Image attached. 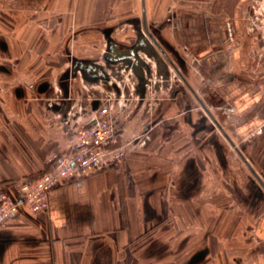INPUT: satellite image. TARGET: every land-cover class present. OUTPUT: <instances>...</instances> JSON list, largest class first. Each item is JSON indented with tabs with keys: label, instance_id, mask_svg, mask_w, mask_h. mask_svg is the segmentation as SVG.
Masks as SVG:
<instances>
[{
	"label": "crops",
	"instance_id": "crops-1",
	"mask_svg": "<svg viewBox=\"0 0 264 264\" xmlns=\"http://www.w3.org/2000/svg\"><path fill=\"white\" fill-rule=\"evenodd\" d=\"M258 1L1 0L0 191L17 196L64 149L68 128L46 108L53 84L67 87L74 58L101 55L102 35L123 52L138 44L144 11L264 180V31L248 29ZM156 92L124 115L127 139L153 126L147 145L120 169L54 187L47 212L20 207L0 226V264H258L263 187L187 84Z\"/></svg>",
	"mask_w": 264,
	"mask_h": 264
},
{
	"label": "built area",
	"instance_id": "built-area-1",
	"mask_svg": "<svg viewBox=\"0 0 264 264\" xmlns=\"http://www.w3.org/2000/svg\"><path fill=\"white\" fill-rule=\"evenodd\" d=\"M263 3L264 0H259L254 11L263 9ZM133 30L139 34L138 29ZM105 46L94 61L102 67L107 78L91 81L77 69L75 75L71 72L67 79V90L58 82L53 84L52 94L46 98V108L58 123L68 128L69 137L64 149L51 157L49 169L36 178L27 177L19 182L17 196L0 191V226L14 218L20 207L33 213L47 212L50 191L54 187L100 171L120 169L129 152L146 146L151 139L152 125L125 138L124 115L127 117L133 106L159 89L162 92L170 90L173 82L180 81V76L161 54L156 57L138 50V58L142 61L141 80L134 70L136 56L129 61L111 62L105 56L107 43ZM152 77L154 84L150 82ZM72 82L79 87L72 90ZM220 109L234 113L236 106L224 104Z\"/></svg>",
	"mask_w": 264,
	"mask_h": 264
},
{
	"label": "water",
	"instance_id": "water-1",
	"mask_svg": "<svg viewBox=\"0 0 264 264\" xmlns=\"http://www.w3.org/2000/svg\"><path fill=\"white\" fill-rule=\"evenodd\" d=\"M143 14H144L143 26L137 28L139 31L138 44L133 45L132 47H128L127 50L123 52L118 48V44L113 39L109 38L107 41V50L105 54L106 58L111 62L112 61L115 62L119 60L129 61L132 56H136L137 58L139 57L137 54L138 50H143L148 54H154L156 57H159L160 56L159 54H161L165 58V60L175 69V71L178 73V75L183 80V82L187 84L191 88V90L195 93V95L198 97L199 101L201 102V104L203 105V107L211 117V119L224 132L226 138L235 147L238 154L245 161V163L251 169L252 173L255 175V177L264 187V180L262 179L260 174L252 166L248 158L242 152L241 148L229 137V135H227L221 123L215 117V115L209 109L206 103L199 97V95L195 92V90L190 86L189 82L187 81L185 75L182 73L181 69L176 65L175 61L170 57L168 52L165 50V48L162 46L159 40L155 37L154 33L148 28V25L145 20V11ZM141 64L142 61L140 60V58H138L137 61L135 62L134 70L142 80L143 74L141 70ZM77 69H80L83 73V76L91 81L97 80L99 78H107V75L103 71L102 67L95 61H86L76 58L73 59L72 69L71 70L69 69V71H67L66 77L69 78L71 72L73 75H75ZM65 89L67 90V87Z\"/></svg>",
	"mask_w": 264,
	"mask_h": 264
},
{
	"label": "rangeland",
	"instance_id": "rangeland-1",
	"mask_svg": "<svg viewBox=\"0 0 264 264\" xmlns=\"http://www.w3.org/2000/svg\"><path fill=\"white\" fill-rule=\"evenodd\" d=\"M263 5H264V3H263ZM0 6H1V4H0ZM252 14H253V19L252 20H254V21H251L250 22V25H249V27H252V26H254L255 28H258V26H261V27H259L261 30H259V31H264V7H263V9H261L260 11H258V12H255L254 11V9H253V12H252ZM254 22L256 23V24H258L257 26H255V24H254ZM96 34L94 35H91L92 36V40H93V42L95 41V39H93V38H95V36H100V35H102L101 34V32L100 31H94ZM93 32V33H94ZM263 35H264V33H263ZM101 38H100V40H101V48L103 47H106L105 46V42H103L104 40H103V35L102 36H100ZM99 39H97V41H98ZM103 44H104V46H103ZM99 52H101V51H99ZM98 52V55H96V59L95 60H97L101 55H100V53ZM258 53H252L251 55L253 56V58L254 57H257V59L259 60V58H258V56L259 55H257ZM257 55V56H256ZM167 73H168V71H167ZM154 79L155 78H153L152 77V79L150 80V82H151V84H154ZM178 82H182L183 83V80H181V78H180V81H178ZM164 95V94H163ZM227 104V103H226ZM230 104V103H229ZM145 113L147 112V106H145ZM254 176V175H253ZM252 240H253V247L255 246V245H258V243H259V238L257 237V235H254L253 234V236H252ZM256 247V246H255ZM259 252H261V251H259V249L258 250H256V251H254V249H253V252H252V260H253V258L254 259H257V261H258V264H260V261L261 262H263L264 261V254H260Z\"/></svg>",
	"mask_w": 264,
	"mask_h": 264
},
{
	"label": "flooded vegetation",
	"instance_id": "flooded-vegetation-1",
	"mask_svg": "<svg viewBox=\"0 0 264 264\" xmlns=\"http://www.w3.org/2000/svg\"><path fill=\"white\" fill-rule=\"evenodd\" d=\"M260 133H262V135H264V122L262 123V127H261V129H260V131H259ZM263 139H264V137H263ZM249 160V159H248ZM250 161V160H249ZM251 163V162H250ZM252 164V163H251ZM253 166V165H252ZM254 167V166H253ZM250 169V168H249ZM251 170V169H250ZM252 172V171H251ZM253 174V173H252ZM254 175V174H253ZM255 176V175H254ZM261 176V175H260ZM256 178V177H255ZM257 179V178H256ZM258 180V179H257ZM259 182V181H258ZM260 183V182H259ZM260 185H261V183H260ZM262 186V185H261ZM263 187V186H262ZM263 189H264V187H263Z\"/></svg>",
	"mask_w": 264,
	"mask_h": 264
}]
</instances>
